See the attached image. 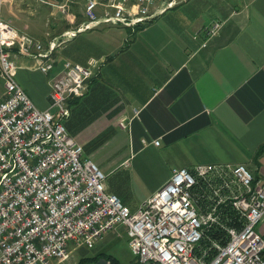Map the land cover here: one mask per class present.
I'll return each mask as SVG.
<instances>
[{"label": "built area", "instance_id": "1", "mask_svg": "<svg viewBox=\"0 0 264 264\" xmlns=\"http://www.w3.org/2000/svg\"><path fill=\"white\" fill-rule=\"evenodd\" d=\"M181 1L85 0L84 21L46 42L0 18V264H63L72 251L93 248L115 226L124 228L136 264H264V178L243 164L173 169L131 212L106 192L104 173L81 158V146L63 125L68 99L84 95L101 61L90 59L84 66L65 61L45 110L16 80L19 58L34 60L32 69L47 75L55 50L77 33L99 25L134 27ZM58 2L44 0L62 20L72 19L73 0ZM221 26L213 22L206 36ZM226 208L233 218L222 214ZM211 226L220 228L224 240L222 235L204 242Z\"/></svg>", "mask_w": 264, "mask_h": 264}, {"label": "crops", "instance_id": "2", "mask_svg": "<svg viewBox=\"0 0 264 264\" xmlns=\"http://www.w3.org/2000/svg\"><path fill=\"white\" fill-rule=\"evenodd\" d=\"M83 1L73 0L72 19L62 20L44 0H3L0 18L46 42L67 31L56 33L57 24H47L48 17L67 23L64 29L76 28L84 21L83 7L78 17L74 8ZM246 1L242 9L204 20L183 14L176 24L167 23L166 9L138 26L105 25L110 27L106 34L115 39L103 45L94 41L90 46L98 49L95 54L72 62L84 66L90 59L101 61L84 95L67 101L69 115L63 125L81 146V158L91 160L106 178L125 173L133 185L153 176V169L162 171L159 180L137 196L133 208L105 184L106 192L131 212L168 181L173 169L222 163L243 164L254 176L264 171V0ZM43 5L49 15L44 20L46 38L34 25ZM3 8L16 25L2 18ZM213 22L222 26L208 38L205 31ZM24 23L31 24L30 32ZM52 58L47 75L32 69L34 60H16V80L40 110L48 108L52 81L65 61L58 53Z\"/></svg>", "mask_w": 264, "mask_h": 264}, {"label": "rangeland", "instance_id": "3", "mask_svg": "<svg viewBox=\"0 0 264 264\" xmlns=\"http://www.w3.org/2000/svg\"><path fill=\"white\" fill-rule=\"evenodd\" d=\"M83 4L81 3L75 6L74 8V11L76 13L75 16L78 17L79 14L82 12L81 9L83 7ZM158 4L159 3H155L153 5H158ZM246 4H247L246 0H183L180 3L171 7L170 9H168L169 11L168 14L166 15L165 22L176 24L178 22L177 16L181 18L183 14L186 15L185 17L186 19L193 17L194 15L197 16L200 15L204 20L207 17L210 18L212 15L218 14L219 12H223L225 10H233L238 8L242 9L243 6H245ZM40 9H41L39 12L40 19L37 20L34 23V25L38 29V34L40 35L43 34V36L46 38L49 31L46 28L47 25L44 23V20L49 16L48 8L45 5H43L40 7ZM2 18L6 19L8 23L12 25H16V22L12 18L10 19L9 15L5 13L4 8L2 10ZM48 19L50 20V22L55 23V26L57 24L56 28L58 27L59 31L56 33H59L61 30H68V28L75 29L74 25H70L68 28L64 29V24L67 25V23H61L60 20L53 21L49 17ZM24 24L27 27H29V30H27L26 27L24 29L30 32L32 27L29 25L31 24L29 23H24ZM22 26L23 24L20 23L19 27ZM104 26L105 25H102L96 28L95 30H88L77 33L75 37L72 38L69 42L65 43L64 45L56 49L55 52L53 53V57H55V55L58 53L59 56L63 58L62 60L69 62H73V61L80 62L88 54H95L98 51V49L92 48L90 44L94 43V41H98L101 45H103L102 42L106 40L113 41V39H115V37L106 34V30H108L110 27L109 26L104 27ZM97 46H99V44H97ZM2 91H3L2 81L0 79V97L2 95ZM153 171H154L153 176L146 175L145 177H141V180L143 182L140 185L139 184L133 185V182L128 180L125 173H119L109 178H106L107 175L104 174L105 175L104 184L108 183L110 187L119 196H121L124 201H126L128 206L130 208H133V206H136L135 202L137 196L146 193L147 190H149V188L152 187L154 181L159 180L162 171L158 169H153ZM259 172H260L259 174L260 176L257 177L264 178V174H263L264 171L260 170ZM96 256L98 258H102V256H111L117 259L120 264H130L131 262L134 261V256L131 254L128 248V239L125 230L122 226H115L110 231H108L102 237V239L94 245L93 248L80 247L78 249H75L69 254V256L63 262V264H77L81 258H86V257L93 258Z\"/></svg>", "mask_w": 264, "mask_h": 264}, {"label": "trees", "instance_id": "4", "mask_svg": "<svg viewBox=\"0 0 264 264\" xmlns=\"http://www.w3.org/2000/svg\"><path fill=\"white\" fill-rule=\"evenodd\" d=\"M222 214H227V218H233L234 217V212L230 211V209L226 208L225 211L222 209ZM220 228L217 226H211L208 227L205 230V242H208L209 240H217L220 238V236L223 235V240H224V234L220 232ZM103 259H105L108 264H120L117 259L111 256H102ZM97 259H99L97 256L93 258H81L77 264H91L92 262H95ZM130 264H136V260L131 262Z\"/></svg>", "mask_w": 264, "mask_h": 264}, {"label": "water", "instance_id": "5", "mask_svg": "<svg viewBox=\"0 0 264 264\" xmlns=\"http://www.w3.org/2000/svg\"><path fill=\"white\" fill-rule=\"evenodd\" d=\"M91 264H108V262L105 259L100 258L96 262L91 263Z\"/></svg>", "mask_w": 264, "mask_h": 264}, {"label": "flooded vegetation", "instance_id": "6", "mask_svg": "<svg viewBox=\"0 0 264 264\" xmlns=\"http://www.w3.org/2000/svg\"><path fill=\"white\" fill-rule=\"evenodd\" d=\"M99 259H100V258H99ZM97 260H98V259H97ZM97 260H96V261H97ZM96 261H95V262H96Z\"/></svg>", "mask_w": 264, "mask_h": 264}]
</instances>
